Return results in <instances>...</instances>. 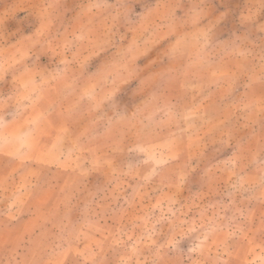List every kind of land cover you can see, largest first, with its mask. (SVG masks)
Segmentation results:
<instances>
[{"label":"rangeland","instance_id":"rangeland-1","mask_svg":"<svg viewBox=\"0 0 264 264\" xmlns=\"http://www.w3.org/2000/svg\"><path fill=\"white\" fill-rule=\"evenodd\" d=\"M0 264H264V0H0Z\"/></svg>","mask_w":264,"mask_h":264}]
</instances>
